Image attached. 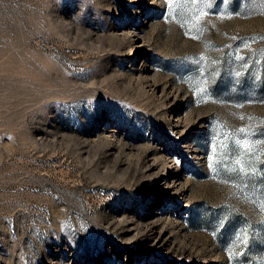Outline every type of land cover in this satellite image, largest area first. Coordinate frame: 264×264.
<instances>
[{"label":"rangeland","instance_id":"rangeland-1","mask_svg":"<svg viewBox=\"0 0 264 264\" xmlns=\"http://www.w3.org/2000/svg\"><path fill=\"white\" fill-rule=\"evenodd\" d=\"M0 264H264V0H0Z\"/></svg>","mask_w":264,"mask_h":264}]
</instances>
